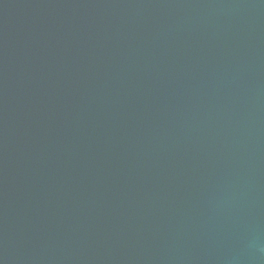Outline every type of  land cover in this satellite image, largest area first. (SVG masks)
I'll return each instance as SVG.
<instances>
[{
    "label": "water",
    "instance_id": "water-1",
    "mask_svg": "<svg viewBox=\"0 0 264 264\" xmlns=\"http://www.w3.org/2000/svg\"><path fill=\"white\" fill-rule=\"evenodd\" d=\"M0 264H264V0H0Z\"/></svg>",
    "mask_w": 264,
    "mask_h": 264
}]
</instances>
